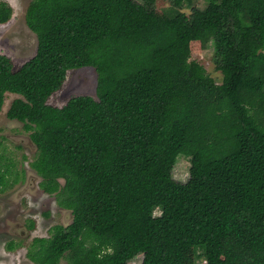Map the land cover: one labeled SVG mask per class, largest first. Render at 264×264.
Instances as JSON below:
<instances>
[{
    "label": "trees",
    "instance_id": "obj_1",
    "mask_svg": "<svg viewBox=\"0 0 264 264\" xmlns=\"http://www.w3.org/2000/svg\"><path fill=\"white\" fill-rule=\"evenodd\" d=\"M155 1L31 0L35 55L18 69L0 55V111L22 97L6 116L30 131L40 189L72 214L32 240L35 264H264V0H203L162 28ZM11 15L0 0V25ZM190 41L212 45L220 84L188 62ZM84 66L96 98L49 105ZM194 156L199 170L175 180Z\"/></svg>",
    "mask_w": 264,
    "mask_h": 264
},
{
    "label": "rangeland",
    "instance_id": "obj_2",
    "mask_svg": "<svg viewBox=\"0 0 264 264\" xmlns=\"http://www.w3.org/2000/svg\"><path fill=\"white\" fill-rule=\"evenodd\" d=\"M1 1L10 5L12 15L7 23L0 25V55L9 58L13 68L18 69L35 55L37 49L36 35L25 23V12L31 0ZM205 5L203 0H191L178 10L170 0H156L148 16L156 27L162 28L177 11L189 16L193 10L203 9ZM187 52L189 63L212 82L221 83L219 60L210 43L202 46L197 41H190ZM96 78L91 67L69 69L61 88L48 98L47 103L62 107L75 96L96 98ZM18 97L6 93L0 111V168L4 163L13 165L8 185L0 192V264H35L26 257L32 240L48 238L52 226L65 227L72 220L69 211L57 206L54 195L44 194L38 188L40 177L29 165L37 155V149L30 140V131H26L23 124L6 117V108L11 100ZM199 161L197 156L191 160L179 158L174 166L173 178L179 182L186 181L190 174L199 170ZM15 173L19 177L12 182ZM30 221L35 225L31 230L27 228ZM10 242L13 243L12 250L7 249ZM141 260L142 254L139 253L129 264H141ZM60 263L64 264L65 261L62 259ZM196 264H203V261Z\"/></svg>",
    "mask_w": 264,
    "mask_h": 264
},
{
    "label": "flooded vegetation",
    "instance_id": "obj_3",
    "mask_svg": "<svg viewBox=\"0 0 264 264\" xmlns=\"http://www.w3.org/2000/svg\"><path fill=\"white\" fill-rule=\"evenodd\" d=\"M19 96V95H18ZM18 98H22L21 96H19ZM15 99V98H14ZM11 102H12V100H11ZM11 102L9 103V106L6 108V112L8 111V108L10 107V104H11ZM7 117V116H6ZM9 120H14V119H9ZM15 121H17V120H15ZM17 122H19V121H17ZM20 123V122H19ZM22 124V123H21ZM24 127V126H23ZM40 180H41V178H40ZM40 182V181H39ZM39 182H38V184H39ZM38 188L40 189V187H39V185H38ZM40 191L42 192V193H44L43 192V190L42 189H40ZM44 194H46V193H44ZM48 195V194H47ZM50 196H53V195H50ZM55 199V198H54ZM60 208V207H59ZM31 223H33L34 224V222H31L30 221V223L28 224V226H30V224ZM28 226H27V228H28ZM35 226V225H34ZM66 227V226H65Z\"/></svg>",
    "mask_w": 264,
    "mask_h": 264
},
{
    "label": "water",
    "instance_id": "obj_4",
    "mask_svg": "<svg viewBox=\"0 0 264 264\" xmlns=\"http://www.w3.org/2000/svg\"><path fill=\"white\" fill-rule=\"evenodd\" d=\"M85 67H90V66H84V67H80V68H85ZM80 68H77V69H80ZM92 69H93V71L96 73V70H95V68H93V67H91ZM96 76H97V73H96ZM96 86H97V78H96ZM95 92H96V88H95ZM87 96V95H86ZM32 142V141H31ZM61 184H63V181H62V183ZM64 211H69L68 213H71V211L70 210H64ZM71 217H72V214H71ZM71 222H72V220H71Z\"/></svg>",
    "mask_w": 264,
    "mask_h": 264
}]
</instances>
